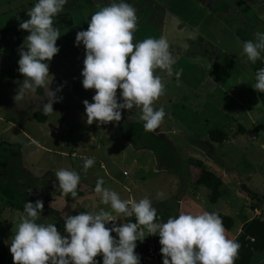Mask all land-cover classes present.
I'll return each mask as SVG.
<instances>
[{
  "label": "clouds",
  "instance_id": "clouds-1",
  "mask_svg": "<svg viewBox=\"0 0 264 264\" xmlns=\"http://www.w3.org/2000/svg\"><path fill=\"white\" fill-rule=\"evenodd\" d=\"M68 0H38L27 11L29 17L19 21V29L28 35L20 45L18 71L23 77L15 101L25 94L43 90L42 105L45 113H54L53 104L62 100L57 94L62 86L50 89L54 75L49 72V62L60 51L56 42L61 37L54 27V18L59 15ZM138 16L136 8L124 2L99 7L90 17L86 31H79L75 44L85 49L84 67L81 72L84 90H95L92 103L84 100L83 106L88 125L109 122L119 123L121 110L139 113L128 119L142 121L145 131L154 132L164 122L166 112L157 108L155 102L166 93L165 77L175 75L179 81L182 69H174L176 59L164 39L146 38L134 43ZM242 55L247 62L255 64L264 59V32L255 33V40L239 41ZM157 70L163 75L156 74ZM256 92L264 93V68L255 73ZM117 89L120 90L119 100ZM93 157H85V171L94 166ZM59 189L73 199L77 197L80 175L66 168L55 172ZM103 178H98L95 193L101 203L126 218L135 217V222L106 227L116 219L109 211L82 212L68 215L62 234L55 224L37 223L44 204L41 200L24 204L19 223L11 240L9 251L13 264H98L94 259L102 256V264H140L135 253L137 241L147 236H159L162 264H234L240 245L225 235L223 221L216 212L180 214L170 217L166 223L157 221V210L145 197L138 202L122 200L119 193L104 187ZM165 194L157 193V199ZM143 226V227H141ZM115 233V237L112 235Z\"/></svg>",
  "mask_w": 264,
  "mask_h": 264
},
{
  "label": "rangeland",
  "instance_id": "rangeland-1",
  "mask_svg": "<svg viewBox=\"0 0 264 264\" xmlns=\"http://www.w3.org/2000/svg\"><path fill=\"white\" fill-rule=\"evenodd\" d=\"M138 1L147 4L149 8H154L155 12L157 11L159 14L161 13L167 16L166 18L168 19H164L159 14L156 15L154 21H151V23H154L153 25L162 28V23L169 24L174 28L172 32L178 33L182 40L187 41V45H183L180 42L168 43L169 50L176 59L174 69L179 70L183 68L187 71L185 73L182 71V74H185L184 77L187 80L181 75L179 81L175 79L174 82H171L176 94L175 97L172 96L173 98L168 101H175L177 104L178 100H182L187 103V96L189 95L191 101L188 109L184 108L180 110V104L177 105L178 111L184 114L187 113L189 117L187 116V120H177L174 114L176 110L175 108H171L173 104L168 103L166 99L160 98L158 104L164 109L166 108V116H170L168 117L169 120L164 119L165 127L168 129L165 134H157L160 136L158 138L151 137V132L145 131V129L126 126L119 128L121 132L119 130L115 132L111 125H109V133L112 139H114L111 141L113 143L109 149L110 156L105 154L106 151L101 152L99 155L94 153V166L85 171L83 167L84 159H81L82 164L74 171L81 177L85 174V179L80 180L83 183L89 182L95 184L98 178H103L105 182L104 187L119 193L120 198H123L127 194L123 187H127L129 182H131L132 185L128 186L130 193L138 195L140 190H144L151 201L156 199L157 204L170 203L172 211L174 212L178 199H181V187L184 186V181L187 182L189 178L188 165L197 168L193 164V161H191V157H189V151L193 152L192 146L198 145L206 149L205 151L212 158L219 159L226 169L227 167L230 168L236 179L240 180V183L249 186L255 192L254 195L256 197H250L254 202L250 206L246 198V196L250 195L245 190L240 188L239 195L241 197H238L235 196L237 188L232 189L227 187L229 193L233 190L234 210L240 207L238 211H240L242 216L247 214L246 218L252 216L264 218V108L259 103L253 106L257 102L255 98L256 94L251 87L253 84L245 72L233 61L236 55L245 57L242 55L241 44L239 42L237 45L235 44L237 38L239 41L255 40V33L264 32V0ZM37 2L38 0H0V24H13V22H18L17 18H19V21L28 19L27 11ZM112 2L113 0H68L63 9L64 14H62L64 17L62 25L64 28V34L62 33L64 35L63 39L65 41L69 40L67 39V34L70 21L73 23H81L87 21V17L92 15L91 13L86 14L88 10H85L89 6L99 9V7L106 6ZM149 14L137 10L140 28L136 31L142 29V23L147 22L145 21V17L149 16ZM60 16L61 14L56 16L54 22L59 20ZM158 16H160V21L157 20ZM143 28L145 29V27ZM72 31L73 29H71ZM66 48L72 49V45ZM9 64L10 62L8 61L0 63L5 68ZM13 68L15 69V67ZM210 69L218 70L223 77L216 80L217 77L210 72L207 73V76H204L203 74L207 70L211 71ZM156 74L163 75L160 70H157ZM231 79L233 85H231ZM81 93L80 108L74 109L79 112L81 120L77 124L74 123L75 125L73 127L76 126V131L78 129L82 136L81 142L84 143L86 134L95 127L99 128V126H94V122L91 125L86 123L87 117L85 110L81 109L84 107L82 102L88 100L89 103H92V101H90L91 99L86 94V91H81ZM181 95H184V97L181 98ZM213 106H216V108ZM65 110H67L66 107ZM1 113L3 114L4 112ZM70 114L71 112L67 111L66 115L68 118ZM258 114L260 116L263 115V118H258L254 123L253 120L258 117ZM51 115L52 120L58 119L57 113L54 112ZM223 121L229 124L230 131H234V134L237 136L232 142V147L228 146L223 151L220 148L222 151L221 155L223 154L221 157L217 144L208 140L207 130L212 127L223 129L220 125ZM238 126L242 127L243 130L241 132L238 130ZM226 127L225 131L227 130ZM4 135L8 138L6 131ZM120 135L132 141L130 143H133L135 147H139L142 144L153 145L156 160L159 159L161 167L168 169V172L165 173L166 175L164 174L167 178L163 183L158 184L156 182L158 176L163 174L158 172L154 173L150 163L145 162L147 165L144 168L145 172L143 174L138 173V169L135 170L130 165L131 159L134 156L138 158L140 155L132 156V152L128 146L124 149L125 152L121 153V156H118V148L120 150L125 143L121 142L118 138ZM228 136L230 137V135ZM200 149L202 150V148ZM146 152V150H142L140 153L146 154ZM147 159H150V157ZM59 161L60 158L56 157V162L58 163ZM98 162L104 167L103 169L98 167ZM208 162L210 167H214V160L211 159ZM223 165H221L222 168H224ZM34 168L37 170L36 166ZM122 171H126L128 175L122 176ZM42 174L35 176H41L42 178L44 176ZM45 177L46 180L49 179V175L45 174ZM108 177L110 180L107 179ZM173 179H175L174 184H172ZM34 181L37 180L35 179ZM44 184L45 182L35 183L33 184L34 187L32 186L30 189V196L34 199L33 203L36 200H41L43 193L40 191V188ZM155 184H158L157 191L153 189V185ZM37 185L39 186L36 187ZM89 186L91 189H95V186H91L90 184ZM161 191L165 196L163 199L157 200V193ZM93 192L95 193V191ZM48 193L50 194V191ZM95 195L100 196L97 193ZM85 198L88 201L87 204H94V200L90 196H86ZM97 199H100V197H97ZM42 202L44 204V201ZM204 202L206 206L211 207L219 203L217 201L213 204L207 201V199ZM1 205L2 203L0 202V235L4 243L2 246L6 251L1 264H13L8 240H12L14 237L17 224L19 223V215L23 212H18ZM253 206L259 210L251 214L250 211H252L251 207ZM101 208L106 211L109 210L110 206L96 202V205L94 204V207L88 208L86 212H98ZM241 217H239V220ZM234 219L235 222L230 231L238 226V218L235 216ZM42 220L39 222L45 225L48 224L46 220ZM0 248L3 249L2 247ZM143 257L145 256L143 255ZM142 260L140 259V261ZM251 264H264V252L255 253L251 258Z\"/></svg>",
  "mask_w": 264,
  "mask_h": 264
},
{
  "label": "crops",
  "instance_id": "crops-1",
  "mask_svg": "<svg viewBox=\"0 0 264 264\" xmlns=\"http://www.w3.org/2000/svg\"><path fill=\"white\" fill-rule=\"evenodd\" d=\"M130 4L133 5L136 10H140L141 12L150 13L149 16L145 17L146 23H142L143 27L140 29V31H136L134 33V40L133 42H139L146 38H154V39H164L167 41V43L172 42H180L183 45H187V41L182 40L181 36L176 33L172 32L173 27H171L169 24L162 23V28L157 25H153L154 23H151V21H154L156 18V15L159 13L154 8H149L147 4H143L142 2H139L138 0H131ZM89 9L93 8L92 6L88 7ZM88 8L85 10L87 11ZM97 11V10H96ZM95 11V12H96ZM82 12V11H78ZM93 12V14L95 13ZM91 13L90 11H87L86 14ZM59 20H56L54 22V27L59 28L61 37L57 40L56 45L60 49V51L52 58V60L49 62V72L50 74L54 75L55 79L52 85H50L51 90H55L56 87L62 86L61 92H59L57 95L62 97V100L58 103L53 104V112L57 113L58 119L52 120V113H45L43 111V103L45 100V97L43 95L42 89H37L35 93L31 94H25L24 98L19 101H15L14 97L18 92V88L20 85V82H22L23 77L20 75L18 71V61L20 59L18 49L20 45L24 42L25 37L28 35L26 31L19 29V22H13V24L10 23H3L0 24V63L10 62L9 66L7 68L0 65V145L4 144L7 146L13 147L15 150L18 151L19 154V165L22 170L27 172L33 179L31 180V188L34 187L33 184L35 183H47V185H43L40 188V191L43 193L41 197V201H44V210L41 212V218L37 221V223H40L39 221H44L48 223L55 222L57 224V229L64 235H67L64 232V222L68 215H78L82 212H86V210L90 207H94V204L96 205V202L101 203V198L97 199L95 193L93 192L94 189H91L89 184L91 186H95L96 183H89V182H82L80 181L77 190L79 191V195L75 199L70 197L69 199H65L62 194H55L53 193L50 184L55 183L59 185L58 181L55 177V172L61 168H66L69 170H76L79 168L80 164H82L81 159H84L85 157H93V155H99L101 152L106 151V155L110 156L109 149L113 142H111L112 137L109 133V125L113 128L115 132L119 130L122 126L126 127H132V128H142L143 122L142 121H133L129 120L128 118L132 115H136L139 113L138 108H134L132 111L129 110H121L122 119L119 123L117 122H109L108 124H100L99 128H93L91 131H89L88 134L84 137L85 142H81V134L79 133L78 129L76 131V126L73 127L75 124H77L80 119V114L78 111H75L74 109H79V103H80V95L82 94L81 91H86L83 89L82 86V80L83 77L81 76V72L83 71L84 67V58H85V49L83 44L81 43L79 46L75 44V37L77 32L87 30L88 27V21L90 17H87V21L84 22H69V31L67 34V41L63 39L64 35H62L63 32V19L64 17L62 14H64V11H62ZM162 18H166L167 16H164L163 14H159ZM58 16V15H57ZM160 16L157 17V20L160 21ZM55 19V18H54ZM27 20V19H25ZM24 20V21H25ZM168 21V20H167ZM139 22L137 23V30L139 27ZM68 27V26H67ZM71 29L73 31L71 32ZM162 31V32H161ZM170 39V40H169ZM239 42L237 38V42L235 44L237 45ZM72 45V49L66 48L70 47ZM172 50V49H171ZM186 50V48H185ZM264 59L258 60L255 64H252L250 62H247L246 57H242L240 55L234 56V60L236 65L240 67L241 70H243L249 80H251V83L253 84L252 90L256 81H255V73L258 69L264 68ZM82 61V63H81ZM12 62V64H11ZM11 66L15 67V69ZM183 70V73L187 72L186 69L180 68ZM179 69V70H180ZM211 70V69H210ZM212 73L215 75L216 80L218 78H222L223 76L218 72V70H207L203 75L207 76V73ZM196 74V73H195ZM185 74H182L184 77ZM198 75H200L198 73ZM185 78V77H184ZM176 79L175 75H173L171 78L165 77V83H166V93L164 96L161 97V99H166L167 101L171 98L175 97L176 91L173 88V85L171 82H174ZM186 79V78H185ZM187 80V79H186ZM231 85L232 79L230 80ZM188 83V82H187ZM216 85V84H215ZM256 96L257 102L253 104V106L257 105V103L262 104L264 108V93H259L254 90ZM119 93L120 90L117 89V99L118 102H121L119 100ZM199 93V92H197ZM86 94L92 101V97L96 94L95 90H87ZM185 95V94H184ZM184 95H181V98L184 97ZM173 96V97H172ZM189 95L187 96V103L183 102L182 100H178V103L176 104L175 101H168V103H172L173 106H171L172 109L175 108L176 112L174 113L177 120L186 119L189 115L186 113H181L178 111V104H180V110L188 109L189 103L191 101V98L189 99ZM159 100L155 102V106L157 108L161 107L160 104H158ZM65 107L67 110H65ZM216 108V106H213ZM39 109V110H37ZM82 110H85L84 107L81 108ZM166 109V108H165ZM67 111H70V117L66 115ZM1 112H4L3 114ZM37 113L35 117L34 114ZM39 112H43L40 113ZM173 116V115H171ZM263 116V115H262ZM258 114V117L255 118L254 123L258 120V118L262 117ZM166 116L165 119L169 120ZM264 117V116H263ZM262 117V118H263ZM172 120V119H171ZM75 123V124H74ZM223 129L222 130L225 133L224 139L216 143L218 146V151L220 152V156L222 151L226 149L228 146H233V140L237 136L234 134V131L231 132L229 129V124H226V122L220 123ZM228 125V126H227ZM239 125V124H238ZM94 126H98L97 122L94 121ZM166 124L163 122L160 128H158L156 131L151 132V137H160L157 134H165L168 129L165 127ZM227 126V127H226ZM225 127L227 130L225 131ZM241 127V126H240ZM242 128V127H241ZM117 130V131H116ZM6 131V135L8 138L3 134ZM120 131V130H119ZM121 132V131H120ZM233 134V135H231ZM230 135V137L228 136ZM233 136V137H231ZM121 142H125L124 146L121 147V149L117 150L119 153L118 156H121V153L125 152V148L128 146L129 149L132 152V156L134 155H140L138 158L134 156L131 161L130 165L133 166V168L136 170L138 169V173L143 174L145 172L146 163L151 164V169L154 173H161L163 175L158 176L157 183H163V181L167 178L165 173L168 172V169L166 167H161L159 159L156 160V153L154 150L153 145H141L139 147H135L133 143H130L129 139H125L120 135L118 137ZM117 138V139H118ZM77 141V142H76ZM81 143H79V142ZM88 145V146H87ZM197 146V147H196ZM199 148V149H198ZM202 148V150L200 149ZM222 151H221V149ZM193 152L189 151V154L191 157V161L198 160L202 163L203 167L213 173L214 175L218 176L221 180V195L217 197L214 201H209L208 195L209 190L201 185H195L192 183V177H194L197 172L198 168H195L194 166L188 165V173L189 178L187 179V182L184 181V186L181 187V199H178L176 203L175 211H172V206L170 203H164V204H157L158 202L155 200H152V206L156 208L157 210V221L160 223H166L167 220L170 217H177L180 214H200L204 211L208 212H218L223 215H227L232 219V225L230 228L225 229V235L228 239L234 240L238 233L240 232V229L242 225L250 220L252 217L246 218V215L242 216L240 214V211H238L239 208H235L233 205V190L229 193L228 188L236 189L235 196L241 197L239 195V189L241 188L240 180L236 179L233 172L230 168L226 167L221 163V161L217 158H212L210 154L205 151L206 149H203V147H199L198 145L192 146ZM142 150H146V154L140 153ZM80 152V153H79ZM95 153V154H94ZM56 157L60 158V161L56 162ZM150 159H147L149 158ZM214 160L215 165L214 167L209 166V160ZM146 162V163H145ZM16 163V162H15ZM194 164V163H193ZM221 165L224 166V168L221 167ZM34 166H36L37 170H35ZM40 167V169H39ZM98 167L100 169H103L104 167H100V163L98 162ZM34 168V169H32ZM39 170V173H38ZM43 173L44 176L41 178V176H35L38 174ZM42 174V175H43ZM45 174L49 175V179L46 180ZM165 174V175H164ZM122 175V172H121ZM122 175V176H127ZM173 175V174H172ZM85 174L83 176H80V180L83 179ZM109 176V175H108ZM141 176V175H140ZM37 181H34V180ZM85 179V178H84ZM107 179L110 180L108 177ZM112 179V178H111ZM54 180V181H52ZM175 179L172 180V184H174ZM158 184L153 185L154 191L158 190ZM129 185L131 186V182H129ZM123 187L124 190L127 192L121 198L122 200H135L139 201L142 198H149L148 194L144 190H140L138 195H133L130 193V188ZM37 185L36 187H38ZM226 187V188H225ZM228 187V188H227ZM249 191L255 192L247 185H244ZM38 188V189H39ZM243 189V188H242ZM50 191V194L48 193ZM53 194H52V193ZM225 193V195H223ZM30 195V194H29ZM48 199H45L46 197ZM90 196L91 199L94 200V204L89 205L87 204L88 201L85 197ZM256 195L252 196H246L248 204L251 206L253 205V199ZM33 199V197L31 196ZM150 199V198H149ZM209 201L210 203L215 204L217 201L219 203H216L215 206H206L204 201ZM159 200V199H157ZM34 201V199H33ZM87 204V205H86ZM160 205V206H159ZM161 208V209H160ZM253 212H257L259 209L257 207L253 206L251 207ZM50 210H54L57 212L58 217L53 215ZM111 212V214L116 219L115 221H112L113 225L120 226L121 223H125L122 219L121 214H117L109 208V210H106ZM174 213V215H173ZM241 217V219L238 221V226L234 229H230L233 227L235 219ZM135 218V217H134ZM112 225V226H113ZM143 227V226H141ZM112 235L115 237V233H112ZM148 233L145 232V239H146V245H147V254L148 252H152L154 254V257H149L148 255L138 253V251L135 248V253L139 255L140 259H143L140 261V264H162L163 257L160 254V248L161 245L159 244V236H147ZM9 245L11 243V240L9 239ZM98 264H102V256L98 255L94 258Z\"/></svg>",
  "mask_w": 264,
  "mask_h": 264
},
{
  "label": "trees",
  "instance_id": "trees-1",
  "mask_svg": "<svg viewBox=\"0 0 264 264\" xmlns=\"http://www.w3.org/2000/svg\"><path fill=\"white\" fill-rule=\"evenodd\" d=\"M130 1L131 0H124V2L129 4ZM116 2H119V0H116ZM96 10L98 9L88 8V11H91L92 15L93 12H95ZM37 113L35 112V117H37ZM40 113L43 112H39V114ZM237 128L240 132L243 130L240 126H238ZM207 137L209 141L219 143L224 139L225 133L217 127H212L207 130ZM193 163L198 168V172L194 177L191 178L192 183L207 188L209 190V201H214L217 197L221 195L220 178L205 169L200 161L195 160ZM32 179L33 178L27 172L20 168L18 151L11 146H7L4 144L0 145V202L2 203L1 206L11 208L18 212H23L25 203H33V199L29 195ZM45 185H47V183ZM50 186L53 193L59 195L62 194L65 199H69L71 197L70 194L65 196L62 193L61 189H59V185L52 183L50 184ZM241 188H243V190H245L250 196L254 195V193L244 187L243 184H241ZM77 195H79L78 190ZM44 198L48 199L47 196ZM50 211L53 215L58 217L56 211ZM218 215L223 221L224 228H230V226L232 225V219L227 215H223L220 213H218ZM121 216L125 223L129 221L133 223L135 222L134 216L130 218H126L122 214ZM52 224H55V226L58 227L55 222H53ZM112 225L113 223L109 222L108 224H106V227L111 228ZM250 238L252 240H250ZM234 241H236L240 245L238 255L235 259L234 264H251V258L255 253L264 252V218L253 217L247 222H245L242 225L240 232L238 233ZM136 243V250L138 251V253L147 255L146 239H144L143 242L137 241ZM2 244L4 243L0 235V247L3 248ZM5 254V249L0 248V264Z\"/></svg>",
  "mask_w": 264,
  "mask_h": 264
},
{
  "label": "built area",
  "instance_id": "built-area-1",
  "mask_svg": "<svg viewBox=\"0 0 264 264\" xmlns=\"http://www.w3.org/2000/svg\"><path fill=\"white\" fill-rule=\"evenodd\" d=\"M252 139H253V137H252ZM100 167H102V165H100ZM127 174V172L126 171H122V175H126ZM250 240H252L251 238H250ZM149 257H154V254L150 251V252H148V254H147ZM156 264H159V263H156Z\"/></svg>",
  "mask_w": 264,
  "mask_h": 264
}]
</instances>
